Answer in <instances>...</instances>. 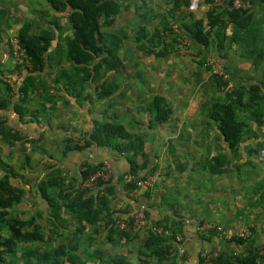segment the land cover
<instances>
[{"label":"crops","instance_id":"crops-1","mask_svg":"<svg viewBox=\"0 0 264 264\" xmlns=\"http://www.w3.org/2000/svg\"><path fill=\"white\" fill-rule=\"evenodd\" d=\"M119 1L122 8L118 15L121 14L123 6L129 8L132 1L137 6L147 3L146 0ZM42 10L43 12H40ZM252 14L257 21V39L254 41V36H251L249 43L244 42V48H249L255 43L258 49H264L263 0H253ZM28 19H34L38 27L53 31L54 41L49 50L50 61L38 75L36 86L30 90L24 105V116L21 117L15 110V103L20 99V86L27 71L14 58L11 38L18 34V30ZM247 33L245 30L241 32L243 39H246ZM72 36L73 31L68 26L67 14L55 12L46 0H0V96L8 94L12 100L7 108L0 110V114L13 130L30 139L5 142L0 135V177L6 170H13L16 176L13 182L27 190L23 200L14 207L13 213L23 219L36 215L38 221L43 224L39 214L43 213L47 219L50 205L41 196L38 183L46 179L51 170L59 168L64 182H74L75 179L80 182V172L86 165L108 163L111 169L109 178L117 184V194L110 196L111 206L117 214L116 224L123 219L129 221V215L133 216L142 204L150 213L149 220L167 218L168 222H172L173 219L180 218L186 231L183 244L185 251L181 255L173 250L176 256H182L180 264H199L200 256L211 252L231 250L236 253V245L230 242L229 238L246 227L252 231L246 245L264 247V157L260 155V151H255L264 143V124L257 125L256 121L249 120L241 146L238 150H232L223 141L216 124L207 118L208 114L199 117L203 110L208 112L207 106L202 102H199V106L195 105L191 112L195 120L188 126H178L177 130L171 128L170 121L153 128L148 126V123H139L137 120L139 126L135 124L133 127L136 126L146 136L144 133L140 134L137 129L128 130L145 137L149 158L148 166L137 170L140 176L155 175L156 183L151 187L136 188V191L126 190L123 185L129 178H133V163L131 164L128 157L130 156L137 165H142L144 160L141 154L127 155L96 144L86 146L82 150L70 149L64 152L67 144L83 147L87 133L94 129L97 122L104 119L116 121L113 119L126 116L127 109L137 111V104L132 102L134 94L121 93L122 88L114 92L109 99L106 98V102L98 99L93 102L89 99L79 101L75 94L68 91L67 80L60 74L76 71L66 61L65 49ZM238 45L241 46V42ZM237 58H232L228 65L232 67V60ZM240 61L243 68H240L237 84L234 86L244 84L250 87L257 82H264V67H255L250 57L248 61L246 58H240ZM63 67L67 70H63ZM110 82L119 85V82ZM87 90L91 91L90 88ZM161 92L169 99L172 97L167 94V89ZM155 93L158 92L150 93L149 99ZM244 99H247V94ZM138 101L142 103L143 99L138 98ZM102 102L108 104V110L105 108L106 114L102 111ZM174 102L177 100L172 101ZM145 106H141L139 112H145L150 118ZM255 111L257 105L248 112H243V115L250 116V113ZM176 112L175 107L173 117ZM67 139L72 142L69 143ZM53 147H56V152L52 150ZM28 148L29 151L26 152ZM30 151H37L40 155L33 157ZM42 153L44 156L39 160L37 157H41ZM30 160L36 162L26 166ZM219 162L225 171L214 173L209 170V163ZM154 165L156 169L153 172L157 171L156 173L151 171ZM64 177H67V180ZM48 193L50 196H56L57 188L49 187ZM66 218L72 223L70 228H74V220L69 216ZM204 222L221 226L224 233L218 232L210 241L203 239L200 236L202 232H210L198 229ZM104 225L102 223L101 236L106 237L105 247L114 250L112 256L121 253L132 264H137L138 247L148 235L149 226L136 231L139 238L129 241L117 238L118 242L111 245ZM39 244L41 243L36 242V245ZM95 248L91 247L93 250ZM107 258L104 253L101 261L109 264ZM95 261L99 264V260ZM176 264H179V261L176 260Z\"/></svg>","mask_w":264,"mask_h":264},{"label":"trees","instance_id":"trees-1","mask_svg":"<svg viewBox=\"0 0 264 264\" xmlns=\"http://www.w3.org/2000/svg\"><path fill=\"white\" fill-rule=\"evenodd\" d=\"M46 1L55 12L67 14L68 26L73 31V36L68 40L65 50L66 61L72 68H76V71L60 74L67 80L68 91L75 94L79 101L82 99H89L91 102L94 99L108 101L106 98L109 99L119 85L106 78L107 75L118 72L125 65L119 52L124 39L128 37V32L122 28L119 31L105 33L104 28H111L114 25L122 8L120 1ZM202 1L209 4L213 0ZM191 4L192 0H171L169 8L162 15L160 23L162 28L156 26L151 37L145 35L146 19L149 14L139 13L140 21H138L137 27H134L136 39L148 44L152 50L160 47L157 55L165 56L177 43L175 30L171 26V22L174 24L177 23L176 21L196 43L201 45L202 49L208 48L215 40L218 50L222 51L226 31L230 24L248 32L246 37L248 43L251 36H254V41L257 39V26L254 24L252 9L229 10L209 7L205 16L198 18L191 11L187 15ZM206 25L209 26L207 30L205 29ZM17 36L32 61L30 67L20 65L27 72L20 86V99L15 103V110L23 117L24 105L28 100L29 92L36 86L38 75L50 61L49 50L54 41V33L49 29L38 27L34 19H28L18 30ZM249 55L255 66L264 67V49H258L253 43ZM202 61H205L204 58ZM206 67L213 70L210 65ZM63 70L67 69L63 67ZM224 72L227 73L226 68H224ZM228 77L211 71L208 80V118L216 124L223 141L232 150H238L243 142L249 120L256 121L257 125L264 124V82H257L250 87L244 84L231 87L228 84ZM87 88H90L91 91H88ZM246 94L247 99H244ZM11 103L12 100L8 94L0 96V110L7 108ZM255 105H257V111L251 112L250 116L243 115V112H248ZM145 108L150 114L148 126L153 128L168 123L174 114L172 101L161 93H155L151 98V107L146 105ZM106 110H108L107 107ZM106 110H102L104 114L107 113ZM152 110L155 111V115ZM0 135L5 142L11 140L30 141L21 132L13 130L1 114ZM67 140L69 143L72 142L71 139ZM145 143L144 136L131 132L122 122L104 119L97 122L94 129L87 133L83 147L78 144L73 146L67 144L64 152L66 153L70 149L82 150L86 146L96 144L112 148L119 153H127V155L141 154L144 160L142 165H137L130 159V156L128 157L131 164L133 163L131 173L134 177L125 181L123 188L132 191L137 188L138 179L147 177V174L140 176L137 170V168L144 169L149 164ZM262 148H264V143L255 151L259 152ZM219 164L220 162L218 164L209 163L208 168L214 173L225 171ZM101 165V163L86 165L80 172V182L75 179L74 182L67 185L59 173L60 169L55 168L48 173L46 179H42L38 183L41 196L50 205L47 217L50 225L49 234L36 215L23 219L13 213L14 207L23 200L27 190L13 182V178L16 177L13 170H6L5 174L0 177V264L6 262L7 256L17 253V243H47L52 236H61L63 229L67 230L68 242L62 241L47 249H41L38 246L25 249L22 252L24 260L28 264H89L95 260H99V264H105L104 261H101L104 254L101 248L87 252L86 258H83L79 252L83 245L81 240L86 227L101 233L102 223L105 224L107 239L111 245L118 242L117 238L126 241L139 238L137 232L131 229H121L116 224L117 214L113 211L110 198L111 195L117 194V184L114 181L110 178L105 180L98 177L95 190L84 187L85 180L98 172ZM155 169L154 165L151 171L153 172ZM49 187L57 188L56 196H50ZM146 214L150 219L147 209ZM66 216L74 220L76 224L74 228H70L72 223L67 220ZM128 220L132 222L133 216L129 215ZM149 222L148 235L138 247L137 264H176V255L173 253L176 235H186L182 220L178 218L168 222L165 218L149 220ZM154 227H161L164 231L168 230L169 232L159 233L154 230ZM208 234L200 236L210 241L213 235L218 234V231L211 229ZM229 241L235 243L237 252L218 251L209 258L210 264H264V247L247 246L248 238L238 235H232ZM211 254L214 253L211 252ZM206 261L204 256H200L199 264H206ZM108 263L132 264L121 253L113 255Z\"/></svg>","mask_w":264,"mask_h":264},{"label":"rangeland","instance_id":"rangeland-1","mask_svg":"<svg viewBox=\"0 0 264 264\" xmlns=\"http://www.w3.org/2000/svg\"><path fill=\"white\" fill-rule=\"evenodd\" d=\"M146 2L147 3H143L137 6L132 1V5H130L129 8H125V6H123L122 12L115 19L114 25L111 28H104L105 33H109L111 31H119L122 28L128 32V37L124 39L123 46L119 52L121 57L124 59L125 65L118 72L110 73L109 75H107L106 79L119 82V88L116 89L115 92L117 90L119 91V89L122 88L120 90L121 93L134 94L132 96V102L137 104V111L135 109H127L126 116L121 117L120 119L117 118L113 120H120L128 129H131L132 131L134 129L138 130L136 126L133 127V125L137 124V120L139 121V123H148L149 120L148 115L145 112L140 113L139 110L141 106L144 107L146 103V105L151 107V99H149L150 93H162L161 90L167 89L169 92H167V94L172 96L170 99L172 101L177 100V102L173 103L176 107L177 112L170 120L169 124L171 128H175L174 130H177L178 126H188L191 121L195 120V116L191 114L195 105L199 106V102H202L207 106V101L209 99L208 80L210 78L211 71L214 72L215 69L219 67L221 68V70L226 68L227 73H225V75L229 76L227 78L229 86L237 84V76L239 75L238 73H240V68H243L240 58H246V60L248 61V57H250L249 52L251 47L244 48L246 47L244 45L246 39L242 38L241 32L243 30L237 29L235 26H233V24H230L226 31L224 42L225 44L222 51L218 50L215 40L210 44L208 48L202 49L201 45L196 43L191 38L190 34L187 33L183 27L179 26V22L176 21L177 23L174 24L171 22V26L175 30L177 43H175L174 48H172L171 51L165 56H158L157 51L160 47L152 50L148 44L146 45L144 44V42L138 41L135 36L134 27H137L138 21H140L138 17L139 13L145 12L147 15L149 14L148 18L146 19L147 27L145 26V35L146 37H151L154 28L156 26H161L160 23L162 21V15L165 10L169 8L171 0H146ZM208 9L209 6L202 0H199L196 9H188L187 15L189 14L188 12L191 11L198 18L204 17ZM254 24L257 26V21H254ZM161 28L162 27H160V29ZM239 42H241V46L238 45ZM255 45L257 46V44ZM221 57L224 58L222 59ZM236 57H238V61L233 59L234 61L232 60V67L231 65L229 66L228 62H231V59ZM203 58L205 61H202ZM251 62L253 63L252 60ZM207 65H210L213 70L208 69L206 67ZM125 79H127V81H125ZM126 82H128V84H125ZM126 86L127 88L125 89ZM221 91L223 92V90ZM136 96L138 97L136 98ZM138 98L143 99L142 103L139 102L140 100L138 101ZM122 100L124 101L125 98H122ZM182 103H184V106H182ZM106 105L108 104H104L102 102L101 108L104 110L106 108ZM144 111L146 110L144 109ZM203 111L204 112L201 113L199 117L207 116L208 112H206V109ZM153 115H155V111H153ZM137 125L139 126V124ZM138 132L140 134L144 133L140 130H138ZM143 135L146 136L145 133ZM56 147L52 148L54 152L57 151ZM28 151L29 148L26 150V152ZM30 152L33 157L36 155H40L37 151ZM43 156L44 154L42 153L41 157L39 156L37 158L40 160L41 158H43ZM32 162L35 163L36 161L33 160ZM32 162L30 160L28 162L29 165H26L24 162V165L31 166ZM101 164V170L104 168L106 170V174H108L107 178H109L111 174L109 164ZM156 172L157 171L152 173ZM64 178L65 180H67V177ZM70 182L73 181H65L67 185H69ZM154 183H156V179ZM51 191H53V189H51ZM40 216L42 217L41 221L44 224V229H46L49 234L50 225L48 223V220L44 218L43 213ZM66 234L67 230L63 229L61 231V236L56 237L54 235L55 237L52 236L50 238V241H48L47 243H41L39 245H36V242L27 244L17 243V253L13 256H7V260L4 264H28L22 256L23 250L32 249L36 246L40 247L41 249H47L54 245L56 246L62 241L68 242ZM202 234L208 235L206 232H202ZM81 241L83 245L82 248H80L79 252L81 253L83 258H86L87 252L93 251L91 247H96L101 248L108 257L107 261H110L112 252L114 250L110 247H105V235L101 236L100 232L94 231L87 226ZM176 257H179L176 260L179 261L180 264L182 256ZM94 264H98V261H95Z\"/></svg>","mask_w":264,"mask_h":264},{"label":"built area","instance_id":"built-area-1","mask_svg":"<svg viewBox=\"0 0 264 264\" xmlns=\"http://www.w3.org/2000/svg\"><path fill=\"white\" fill-rule=\"evenodd\" d=\"M198 1L199 0H193L192 4L190 6V8L192 10L196 9L197 5H198ZM209 7H218V8H226L229 10H250L253 7V0H213L211 3H209ZM205 29H209V26L206 25ZM11 44H12V48H13V55L14 58L16 60V62L19 65H27V66H31L32 65V61H31V57L28 55V53L25 51L24 47L21 45L19 38L17 35L13 36L11 38ZM216 73L222 74L224 76L225 72L224 69L221 70V68H216L215 71ZM227 77V76H226ZM260 155L262 157H264V148H262L260 150ZM101 177L105 180H107L108 174H106V170L103 168L102 170L100 169L98 172H96L94 175H92L91 178L85 180L84 182V187H89L90 189H94L96 186V181L97 178ZM134 177V176H132ZM155 175H150L146 178H141L137 180V188H147V187H151L154 182H155ZM136 191V189L134 190ZM146 206L144 204H142L137 212H135V214L133 215V221H127V220H122L120 222H118V227H120L121 229H131L133 231H139L142 230L143 228H147L149 226V219L147 217L146 214ZM199 230H211V229H216L218 232H222L224 233L223 229L221 226L213 224V223H209V222H204L202 224H200L198 226ZM154 230L156 232L159 233H163V228L161 227H154ZM165 233H168V231H164ZM237 235L239 237H243V238H249L252 235V231L249 227H246L244 229H242L241 231H239L237 233ZM231 237V236H230ZM229 238V236H228ZM175 251L178 254L183 255L184 254V236L178 234L176 235L175 238ZM216 253L214 254H204V257L206 258V264H210L211 261L209 260V258L211 256H214ZM180 255V256H181Z\"/></svg>","mask_w":264,"mask_h":264}]
</instances>
